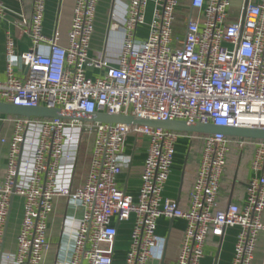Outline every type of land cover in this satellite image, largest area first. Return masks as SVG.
<instances>
[{"label": "built area", "instance_id": "1", "mask_svg": "<svg viewBox=\"0 0 264 264\" xmlns=\"http://www.w3.org/2000/svg\"><path fill=\"white\" fill-rule=\"evenodd\" d=\"M45 2L32 0L29 21H23L30 39L26 53L16 55L14 40L6 39L0 102L264 130V0H242L232 23L227 22L232 0H130L123 24L109 26L110 31L121 27L124 32L115 66L89 54L98 0H74L65 45L58 32L43 34ZM4 15L0 0V23ZM41 47L47 53L39 51ZM18 67L26 70L25 77L16 75ZM89 68L100 74L89 77ZM7 121L10 137L0 136V144L8 148L0 182V253L11 208L19 199L12 264H44L50 247L47 224L56 198L81 209L69 264L113 263V219H132L123 264H160L165 246L156 234L160 218L185 221L174 264H200L208 238L222 237L230 227L239 230L231 264H254L259 238H264V140L0 115V123ZM30 125L37 132L36 142L31 157L23 159ZM66 127L79 128L93 139L89 169L79 189L59 181L60 170L73 168L80 150L78 143L67 142ZM130 136L147 141L136 197L116 182ZM180 138L201 145L186 210L163 197ZM233 145L251 148V175L244 182V200L221 210L218 196Z\"/></svg>", "mask_w": 264, "mask_h": 264}, {"label": "crops", "instance_id": "2", "mask_svg": "<svg viewBox=\"0 0 264 264\" xmlns=\"http://www.w3.org/2000/svg\"><path fill=\"white\" fill-rule=\"evenodd\" d=\"M129 1L98 0L97 2L94 33L90 43L89 54L93 58H102L109 66L116 65L124 37L121 27L115 31H110L109 26L115 22L118 25L123 24ZM1 2L5 7V15L0 23V81H4L6 79L5 43L7 37L11 36L14 40L15 52L18 56L26 53L30 48V39L23 32V27L25 26L23 21H29L32 12V0H1ZM242 4V0H232L231 12L227 20L228 23L237 21ZM73 5L74 0H46L43 19V34L45 37H51L56 31L59 34L60 44H66ZM150 11L151 3L147 8V21L149 20ZM139 33L142 36L145 35V28L141 27ZM38 50L43 54L47 53L45 47H41ZM15 73L18 77L26 76V70L21 67L16 68ZM96 74H100V72L92 68H89L87 71L89 77H93ZM10 134V121L0 123V136L8 139ZM184 141H186L185 144H188L186 153L181 150V145ZM140 142L142 146H140V143H137L136 149H134L133 143L130 141L126 145L125 154L121 161L122 172L116 179L118 188L133 197H136L138 193L140 174L146 151L147 141L141 139ZM194 142L198 141L187 138H180L178 140L170 176L163 191V197L176 201L178 207L182 210L188 208L189 194L195 180L201 150V145L199 144V150L195 158L193 156L190 157L189 149ZM79 147L77 163L73 168L80 166L82 169L80 168L76 171L73 168H62L59 173V181L73 189H79L83 186L89 169L92 143L85 164H82V147L81 145ZM33 148L34 146L30 149L22 150V158L29 159ZM248 148L242 150L245 151ZM7 149V145L0 144V182L5 173ZM249 149L250 153L246 156L245 170L242 172L243 179L239 182L237 175L241 157L236 160L233 170H230V167H228V157L226 172L221 180L218 196V208L221 210L230 204H239L244 200V182L251 175L250 162L252 150L251 148ZM20 204V200L15 199L11 208L0 253V264H12L16 247L15 238L21 219ZM53 204V212L47 224V240L50 247L45 254L44 264H69L81 209L76 203L68 202L64 198H56ZM131 220L118 223L116 219H113L112 223L117 227V236L114 242L115 250L112 264H123L125 254L129 248ZM184 229L185 221L182 219L169 220L160 218L157 221L156 234L164 238L165 241L163 259L160 264H174ZM238 231L237 227H230L224 230L222 237H209L204 248V257L201 259L200 264H231ZM260 250L264 252V238L262 236L258 241L254 264L261 262L259 259L257 261Z\"/></svg>", "mask_w": 264, "mask_h": 264}, {"label": "water", "instance_id": "3", "mask_svg": "<svg viewBox=\"0 0 264 264\" xmlns=\"http://www.w3.org/2000/svg\"><path fill=\"white\" fill-rule=\"evenodd\" d=\"M0 115L7 117H22L26 119H62L79 122H97L105 124H126L160 128L185 134L207 135L221 133L231 138L264 140L263 129L216 127L212 124L202 125L187 121H154L131 116H117L105 113L87 114L84 112L66 111L60 108L44 106L23 107L0 102Z\"/></svg>", "mask_w": 264, "mask_h": 264}, {"label": "rangeland", "instance_id": "4", "mask_svg": "<svg viewBox=\"0 0 264 264\" xmlns=\"http://www.w3.org/2000/svg\"><path fill=\"white\" fill-rule=\"evenodd\" d=\"M64 134L66 136L67 142L78 143L79 145H81V147H82L81 148V152H82L81 153L82 154L81 160H82V164L83 163L85 164L87 159H88V152L90 149V145L92 143V135L87 133V132L81 131V129H79V128H70V127H66L64 129ZM36 137H37V132L34 131L33 126L30 125L28 130H27L26 136H25L23 150H27V149L32 148V146H35ZM129 141L133 143L134 149L137 148V146H136L137 143H140V146H142L141 142H140L141 139H136L134 136H130ZM185 142L186 141H184L183 143L181 142L182 143L181 150L184 151V153H186L187 147H188V144H185ZM198 150H199V143L194 142V144H192L191 148L189 149L190 157L193 156V158H195ZM249 150L250 149L248 148L245 151H243L242 149L237 148L235 145L232 146L231 153L229 156L228 167H230V170H233V166L236 163V160H238L241 157L240 164H239L240 167H239V171H238V175H237L238 182L243 179V173L242 172H243V170H245V162L247 161L246 156L250 153ZM24 152H26V151H24ZM80 168L82 169V167L78 166L77 168L75 167L73 169L78 171ZM20 175H22V170H20ZM258 259L261 260V262H258V264H260V263L264 264V252H262V250H260L259 257H257V261H258Z\"/></svg>", "mask_w": 264, "mask_h": 264}]
</instances>
